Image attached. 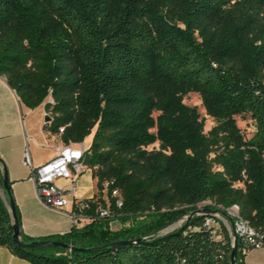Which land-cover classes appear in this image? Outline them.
<instances>
[{"label":"trees","instance_id":"trees-1","mask_svg":"<svg viewBox=\"0 0 264 264\" xmlns=\"http://www.w3.org/2000/svg\"><path fill=\"white\" fill-rule=\"evenodd\" d=\"M0 76L28 109L44 107L46 132L63 145L95 129L82 162L96 180L97 194L84 200L91 220L39 239L75 250L16 244L0 194V247L13 256L230 264L229 233L222 226L215 236L209 215L238 205L264 231V0H0ZM191 92L216 121L207 134L197 108L183 102ZM246 114L255 123L250 139L235 120ZM206 201L210 214H195ZM184 215L179 228L154 236ZM113 221L131 225L114 231ZM96 247L104 248L88 251ZM237 248L236 264H245L240 237Z\"/></svg>","mask_w":264,"mask_h":264},{"label":"crops","instance_id":"crops-1","mask_svg":"<svg viewBox=\"0 0 264 264\" xmlns=\"http://www.w3.org/2000/svg\"><path fill=\"white\" fill-rule=\"evenodd\" d=\"M45 119L43 106L28 109L8 86L6 79L0 76V194L10 213L11 199L19 210L20 234L35 241L66 234L73 228L70 215L73 205L65 210H56L44 204L36 193L30 169L24 164L26 153L36 167L53 158L63 146L59 136L46 132ZM84 143L87 145V141ZM5 169L8 191L4 188ZM58 185L65 186L66 182L59 180ZM77 188L76 198L80 201L92 199L97 194L96 180L85 166L77 178ZM244 263L264 264V248L249 250ZM0 264L29 263L0 247Z\"/></svg>","mask_w":264,"mask_h":264},{"label":"built area","instance_id":"built-area-1","mask_svg":"<svg viewBox=\"0 0 264 264\" xmlns=\"http://www.w3.org/2000/svg\"><path fill=\"white\" fill-rule=\"evenodd\" d=\"M63 131L64 129H60V133H63ZM87 148L84 142L63 145L53 158L36 167L32 165L28 153L25 154L24 158V164L30 169L31 179L35 183L38 197L44 204L56 210H65L68 206L73 205L70 215L73 225L77 227H82L91 220L90 216L85 213L90 208L89 204L76 198L77 178L82 172V162ZM59 180H64L66 185H58ZM112 194L118 196L117 191H113ZM121 205V199L117 198L116 206L121 207ZM97 212L100 217L109 214L108 208ZM229 215L233 224L232 229L228 232L232 243L237 237H240L245 243L243 253H247L251 249L264 248V231L254 229L241 218L238 205H233L226 210V216ZM214 223L216 221L209 217L205 221L206 227L213 228V234L215 233Z\"/></svg>","mask_w":264,"mask_h":264},{"label":"rangeland","instance_id":"rangeland-1","mask_svg":"<svg viewBox=\"0 0 264 264\" xmlns=\"http://www.w3.org/2000/svg\"><path fill=\"white\" fill-rule=\"evenodd\" d=\"M183 102H184V104H186L190 107L197 108V110L201 116V119L204 120V123H205L204 132L206 134L216 125V121L207 115V113H206V111L202 105L201 98L199 97V95L197 93H194V92L189 93L187 96H185ZM47 117H49V114H47L46 118ZM235 120H236L237 126L240 128L241 132L244 134L246 139H250L252 137L254 131H255V123H254L252 117L249 114H246L243 116H236ZM94 133H95V129L92 130V132L90 134L91 136L89 135L90 137L85 139V141H87V146H89L91 144ZM153 148L158 149L159 143H156V144L148 147L149 150H152ZM103 195L105 197V200L108 201L106 194L104 193ZM212 207L213 206L211 205V202L206 201V202L199 204L197 206L196 210L197 211L203 210V209L205 210L207 208H212ZM187 217H188L187 215L182 216L181 218H179L178 220L173 222L168 227L160 230L154 236L164 235V234H166L172 230L179 228L186 221ZM209 218H213L214 221H216V223H214V230H215L214 235L215 236L220 235L222 226H224L228 232H229V230L232 229L233 224H232V219H231L230 215L226 216L222 213L217 212V213H213V214L209 215ZM130 225H131L130 222L123 224V223H120L119 221H113L111 223L110 228L112 230L116 231V230H119L125 226H130ZM150 236H153V235H150ZM150 236L147 235V237H150Z\"/></svg>","mask_w":264,"mask_h":264},{"label":"water","instance_id":"water-1","mask_svg":"<svg viewBox=\"0 0 264 264\" xmlns=\"http://www.w3.org/2000/svg\"><path fill=\"white\" fill-rule=\"evenodd\" d=\"M46 126L45 128L49 125V117H47L46 119ZM1 162V160H0ZM4 188L5 190L8 191V181H7V173H6V169H5V173H4ZM10 208H11V216H12V220H13V230H14V234H13V240L16 244H18L21 247L24 248H36V247H56V248H63V249H68L70 251L75 250L74 247L65 244L63 242L60 241H56V240H36V241H32L29 243H25L21 237H20V224L19 221L17 219L16 216V212H15V206L14 203L12 201V199L10 200ZM207 213L210 214L209 210H196L194 213L195 214H199V213ZM131 243L130 241H124V242H118V243H114V246H120V245H125V244H129ZM105 247V246H104ZM104 247H96V248H90L88 251L90 252H94L97 251L99 249H102ZM237 238L234 240V242L232 243V249H231V254H230V264H236V255H237Z\"/></svg>","mask_w":264,"mask_h":264}]
</instances>
